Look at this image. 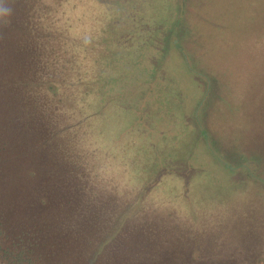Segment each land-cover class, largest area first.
<instances>
[{
    "label": "trees",
    "instance_id": "16d2710c",
    "mask_svg": "<svg viewBox=\"0 0 264 264\" xmlns=\"http://www.w3.org/2000/svg\"><path fill=\"white\" fill-rule=\"evenodd\" d=\"M224 1L0 0V209L36 195L67 250L62 260L46 262L39 229L11 236L0 215V264H264V183L246 169L221 164L229 177L207 181L203 193L200 183L186 182L190 205L241 200L234 207L239 224L207 227L201 221L199 229L165 205L115 187L110 174L123 176L126 166L102 156L88 131L85 69L92 62L107 67L112 43L142 26L153 38L146 47L151 51L177 50L174 36L192 51V67L210 78L201 82L202 90L210 86V98L200 114L213 148L264 178V0H238L237 26L235 14L228 21L218 15ZM156 3L161 13L174 9L175 15H157ZM181 8L187 26L176 29ZM128 51L117 56L130 59ZM112 60L117 67L118 58ZM236 130L237 145L231 142ZM190 162L195 167L185 168L188 181L202 170Z\"/></svg>",
    "mask_w": 264,
    "mask_h": 264
},
{
    "label": "rangeland",
    "instance_id": "374dc122",
    "mask_svg": "<svg viewBox=\"0 0 264 264\" xmlns=\"http://www.w3.org/2000/svg\"><path fill=\"white\" fill-rule=\"evenodd\" d=\"M224 4V9L218 15L225 16L228 21L232 18L230 14H235L233 22L237 26L238 0H225ZM153 7L157 15H167L168 19L175 15L174 9L161 13L159 4L156 3ZM182 9L176 29L187 26L182 20ZM218 15L214 13L213 17ZM152 39L150 33L140 26L131 38L112 43L113 47L104 56L107 67H96L92 62L85 69L84 75L90 77L91 91L86 98V110L92 140L98 144L102 156L110 159L112 164L121 163L126 166L123 176L121 171L110 174L115 187L134 191L135 198L142 202L147 199L152 205H165L177 213L178 218L192 221L199 229L201 221H206L207 227L239 224L234 207L241 203L240 199H234L227 206L226 202H202L199 199L192 201L190 205L185 197L183 188L186 182L194 186L200 183L197 186L198 192L203 193L209 189L207 181L212 178L220 182L226 181L229 175L222 169V165L233 164L224 160L213 148L212 142L214 145L215 141L211 139L207 124L200 114L210 98V86L207 85L204 90L200 86L203 81L208 84L209 75L192 67L196 64L195 57L191 56L192 51L186 49L178 37L174 36L172 43L178 39L182 48L169 53L161 48L157 52L146 48ZM120 48L130 50L128 52L133 56L130 59L119 58L117 52ZM110 50H113V57ZM148 52L153 60L149 56L145 57ZM112 58L119 60V65L115 68L109 63L113 62ZM227 106L232 109L236 103L227 102ZM212 114L210 111L209 115ZM234 134L232 143H235L239 130ZM220 136L223 137V134L219 135L222 142ZM208 146L221 160L216 158ZM192 158L203 171H197L199 168L196 166L198 173L188 181L185 168L195 167L190 162ZM242 164L248 168H227L234 171L246 169L250 177L256 179L251 175L255 174L251 167L247 163ZM104 166L109 168L108 163L104 162ZM205 168L211 173L205 172ZM191 173L189 171V178ZM118 177H124L127 184H120ZM134 199L128 201L127 206L131 208ZM3 206L0 215L7 234L13 236L25 228H38L46 262L55 263L66 256V245L59 233L41 215L36 195L30 194L18 204ZM240 218L245 224L250 221L247 216L245 219L244 216Z\"/></svg>",
    "mask_w": 264,
    "mask_h": 264
},
{
    "label": "water",
    "instance_id": "95a60500",
    "mask_svg": "<svg viewBox=\"0 0 264 264\" xmlns=\"http://www.w3.org/2000/svg\"><path fill=\"white\" fill-rule=\"evenodd\" d=\"M174 45H175L176 48H182V47H181V43L178 41V39H175V40H174ZM208 148H209V150H210V151L216 156V158H218V156L212 151L211 147L208 146ZM218 159L221 160L220 158H218ZM224 165H225L226 167L230 168V169H237V168H242V167H246V168H248V166H247V165H244V164L239 165V166H235V165L230 166L229 164L224 163ZM251 175H252V177H254V178H256V179H258V180L264 182V180H263L262 178L257 177L255 174H252V173H251Z\"/></svg>",
    "mask_w": 264,
    "mask_h": 264
}]
</instances>
